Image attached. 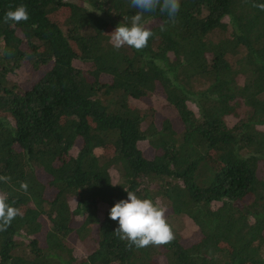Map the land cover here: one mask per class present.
<instances>
[{
  "label": "trees",
  "instance_id": "16d2710c",
  "mask_svg": "<svg viewBox=\"0 0 264 264\" xmlns=\"http://www.w3.org/2000/svg\"><path fill=\"white\" fill-rule=\"evenodd\" d=\"M261 3L181 0L173 19L157 8L136 50L109 35L138 11L131 0H0V194L20 209L0 264H264ZM19 5L29 19L5 22ZM159 94L180 128L135 105ZM127 191L165 209L171 241L119 238L108 213ZM182 218L198 241L184 243ZM73 239L95 247L81 255Z\"/></svg>",
  "mask_w": 264,
  "mask_h": 264
},
{
  "label": "clouds",
  "instance_id": "9594fccd",
  "mask_svg": "<svg viewBox=\"0 0 264 264\" xmlns=\"http://www.w3.org/2000/svg\"><path fill=\"white\" fill-rule=\"evenodd\" d=\"M131 6L138 11L130 18V22L118 24L109 34L110 42L116 49L124 45L136 50L145 48L153 33L144 27V14L159 8L173 19L180 10L181 0H131ZM258 6L264 8V3ZM3 19L13 24L27 21L28 9L25 5H19L9 9ZM8 179L7 176H0V181ZM21 187L26 189L27 184H22ZM19 214L20 209L9 202L7 195L0 194V231L6 230ZM108 215L111 220L118 223L114 232L121 240H127L130 247L161 245L173 239V232L165 219V209L152 199L140 198L132 191H127V198L116 202Z\"/></svg>",
  "mask_w": 264,
  "mask_h": 264
},
{
  "label": "rangeland",
  "instance_id": "374dc122",
  "mask_svg": "<svg viewBox=\"0 0 264 264\" xmlns=\"http://www.w3.org/2000/svg\"><path fill=\"white\" fill-rule=\"evenodd\" d=\"M69 2L83 4L84 0H69ZM65 16L66 15L60 13L58 14V19L61 22H63L65 19ZM29 71L28 70L24 71V73L20 77H14V80L20 83L25 81V79L27 78L26 76L29 73ZM25 84H26V81L24 82V85ZM135 105L140 107L141 109H146L148 106H153L154 108H156L157 110L156 117H157V122L159 125L166 118H170L173 120L176 126H178L179 128L181 126L176 109L166 103L164 94L156 95L154 98L148 99L146 103L135 102ZM144 148H147V145H145ZM153 152L154 151L152 149H148L146 151V154L147 156L152 157ZM258 174L260 178L264 179V162H262L259 168ZM40 178L44 183H48L50 179V177L43 172H40ZM54 194H55V191L53 190H48L47 192V196L50 198H52ZM174 226L177 227L179 233L183 236L184 243L187 245L198 241L201 237V235L197 233V230L195 226L193 225V223L187 218H182V219L174 221ZM46 231H47V228L44 227V230L41 233L42 238H44ZM72 243L74 245L76 244L77 250L81 255L89 254L92 251V249L95 247L94 242L91 240H87L86 242L77 244L76 241L73 239ZM160 264H168V263L165 258L161 257Z\"/></svg>",
  "mask_w": 264,
  "mask_h": 264
}]
</instances>
